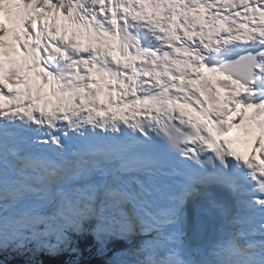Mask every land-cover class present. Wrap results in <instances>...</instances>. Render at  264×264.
<instances>
[{
  "label": "snow or ice",
  "instance_id": "6c2138e0",
  "mask_svg": "<svg viewBox=\"0 0 264 264\" xmlns=\"http://www.w3.org/2000/svg\"><path fill=\"white\" fill-rule=\"evenodd\" d=\"M88 236L264 264V0H0V252Z\"/></svg>",
  "mask_w": 264,
  "mask_h": 264
},
{
  "label": "trees",
  "instance_id": "16d2710c",
  "mask_svg": "<svg viewBox=\"0 0 264 264\" xmlns=\"http://www.w3.org/2000/svg\"><path fill=\"white\" fill-rule=\"evenodd\" d=\"M53 242H55L53 240ZM124 242H117L110 245L113 250H119L126 247ZM74 247H77V253L61 252L57 255H50L43 251H32L33 245H29V250L23 252L8 249L0 252V264H69L70 261L77 264H106L104 256L96 251L95 242L91 236L80 239Z\"/></svg>",
  "mask_w": 264,
  "mask_h": 264
},
{
  "label": "rangeland",
  "instance_id": "374dc122",
  "mask_svg": "<svg viewBox=\"0 0 264 264\" xmlns=\"http://www.w3.org/2000/svg\"><path fill=\"white\" fill-rule=\"evenodd\" d=\"M99 99L102 101V100H104L105 98H104V96H103V94H100V96H99ZM246 153V152H248V149L247 148H242V153ZM141 238H145V237H141ZM21 252V251H20ZM197 258H199V257H197Z\"/></svg>",
  "mask_w": 264,
  "mask_h": 264
}]
</instances>
